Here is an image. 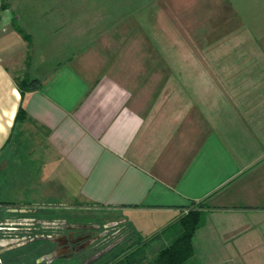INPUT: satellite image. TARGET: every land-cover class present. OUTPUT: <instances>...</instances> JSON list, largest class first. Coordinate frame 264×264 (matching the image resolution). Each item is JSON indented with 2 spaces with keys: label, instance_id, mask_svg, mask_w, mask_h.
Here are the masks:
<instances>
[{
  "label": "crops",
  "instance_id": "crops-1",
  "mask_svg": "<svg viewBox=\"0 0 264 264\" xmlns=\"http://www.w3.org/2000/svg\"><path fill=\"white\" fill-rule=\"evenodd\" d=\"M6 2L0 6L6 202L106 207L144 239L199 210L193 264H264V79L224 82L218 68L186 67L182 82L166 83L167 93L157 96L152 79L141 81L154 68L112 63L104 47H61L78 42L63 14L67 4L56 5L53 30L42 15L33 17L28 44L12 19L17 3L23 12L34 7ZM125 9L123 23L141 28L143 20ZM19 75L37 79V87L22 96ZM22 188L37 190L28 196Z\"/></svg>",
  "mask_w": 264,
  "mask_h": 264
},
{
  "label": "rangeland",
  "instance_id": "rangeland-1",
  "mask_svg": "<svg viewBox=\"0 0 264 264\" xmlns=\"http://www.w3.org/2000/svg\"><path fill=\"white\" fill-rule=\"evenodd\" d=\"M10 1L15 3L21 0ZM23 2L32 5L34 11L23 12V6L17 3L13 14L16 15L20 27L29 33L36 28L33 26H37L36 22L33 23V17L37 18L40 15L44 18L43 21H46L44 23L46 28L55 29L53 24L58 17L53 14L56 12V5L67 4L69 10L63 14L68 19V24L73 23L74 27L69 28V31L78 35V42L62 43L61 47L70 49L71 46L77 51L91 46L104 47L103 50L112 63L125 62L130 67L127 69H134L137 66L149 71L150 68H154L153 75L141 74V81L147 83L152 79L157 96L167 93L162 87L166 83L182 82L181 72L186 67L218 68L223 73L224 82L264 79V75L260 74L261 68H264V0H23ZM104 7L110 9V13L107 10L103 11ZM120 7L127 10L132 7L133 14H136L133 18L139 21L142 19L144 25L135 30L126 26L123 22L124 18L128 17L124 16L128 12L126 9L115 10ZM70 8L74 10L70 11ZM98 40L100 42H97ZM141 53L146 57L138 59ZM7 190L4 188L0 193V200L3 202L10 196L8 193L5 194ZM26 190L30 194L28 196H31L37 189L22 188V191ZM39 201L41 200L38 199L37 202ZM37 202L19 205L10 202L0 204V227L3 226L0 228V251L15 246L1 252L3 258L12 259L11 264H32L35 257L51 249L53 245L38 239V235H35L55 230L48 222L62 221L68 224L65 226L74 223L79 225V229L85 230L99 226V231L104 230L106 235L97 240L98 249L107 246L112 248L113 244L115 247L93 264H101L108 259L107 257L129 246L130 251L136 250L137 257L150 261L158 248L167 244L180 228L176 222L167 231L144 239L133 231L130 224L121 219L122 216L118 212L106 207H94L78 201L58 206ZM6 208L17 210L18 213H15L17 217L11 216L14 214L7 212ZM36 219L43 220V223L35 224ZM10 222L16 227L13 230L16 234L14 240L7 234L8 230L5 228L10 226L8 224ZM28 223L31 239L27 244L21 245L25 240L21 232L27 229ZM98 238L100 234L92 239ZM60 258L61 255L56 257L52 264L89 262L88 259L79 256ZM187 264L193 263L190 261Z\"/></svg>",
  "mask_w": 264,
  "mask_h": 264
},
{
  "label": "trees",
  "instance_id": "trees-1",
  "mask_svg": "<svg viewBox=\"0 0 264 264\" xmlns=\"http://www.w3.org/2000/svg\"><path fill=\"white\" fill-rule=\"evenodd\" d=\"M6 1L7 0H0L1 8L5 9L8 7V2ZM20 26L17 17L14 16L12 19V27L22 36L23 40L30 44L29 34ZM14 80H16L19 93H21L22 96L25 94V91H30L36 88L38 83L37 79H28L25 75L17 76ZM5 203L6 202H0V204ZM177 222L180 226V228H178L179 232L174 233L173 237L167 242V244L161 245L158 248L152 260L145 261L142 257H137L136 250L130 251L131 247L129 246L119 250L110 257H107L108 259L102 264H187L190 261L192 262L194 251L191 240L196 228H198L202 222L200 212L197 210H191L186 214L181 215ZM111 249L109 251H111ZM109 251L101 254L99 258L107 255Z\"/></svg>",
  "mask_w": 264,
  "mask_h": 264
},
{
  "label": "flooded vegetation",
  "instance_id": "flooded-vegetation-1",
  "mask_svg": "<svg viewBox=\"0 0 264 264\" xmlns=\"http://www.w3.org/2000/svg\"><path fill=\"white\" fill-rule=\"evenodd\" d=\"M35 224H41L43 223V220H37L35 221ZM51 223V225L54 226L55 230H50L52 232L50 233H39V234H35L38 235L37 238L38 239H43L45 241H48L51 245H53L51 247V249L43 254L38 255L37 257L34 258V261L32 264H52L55 260L53 259L51 262H46V259H42L40 260V258L49 253L52 252L54 250H59V255L62 256V258L66 259V258H72L74 256H79L82 257V259H88V263H94L97 260H99V256L101 254H103L104 252H108L111 247L107 246L105 248H99V246H97V243L99 241V239H102L106 233L102 231H99V226H95L94 228H91L92 230H85V229H79L78 227H70L72 225H74V223L71 225V223H69V226H65L68 225L66 222H62V221H55V222H48V224ZM64 225V227H63ZM6 230H8L7 234H10L9 236H11V239L14 240V235H16L14 233L13 230H15V228H10V226L7 228L5 227ZM27 229L22 230L21 233L23 236V239H25L24 241L21 242V245H25L27 244V242L30 241L31 239V235H29L31 233L30 231V223H28V225H26ZM100 234V238L98 239H92L95 235ZM27 236V237H26ZM98 240V241H97ZM115 245L113 244L112 248ZM15 246H10L4 250H10L11 248H14ZM1 250L0 251V264H11L12 259H5L1 256V252L4 251ZM60 258V259H62ZM40 260V261H39ZM104 262V261H103ZM102 262V263H103ZM101 263V264H102ZM31 264V263H30Z\"/></svg>",
  "mask_w": 264,
  "mask_h": 264
},
{
  "label": "water",
  "instance_id": "water-1",
  "mask_svg": "<svg viewBox=\"0 0 264 264\" xmlns=\"http://www.w3.org/2000/svg\"><path fill=\"white\" fill-rule=\"evenodd\" d=\"M70 227H79V225H78V224H74V225H72V226H70ZM58 254H59V250H54V251H52V252H49V253L43 255V256L40 258V260H42V259H46V260H45L46 262H51L53 259H55L56 257H58ZM40 260H39V261H40Z\"/></svg>",
  "mask_w": 264,
  "mask_h": 264
}]
</instances>
